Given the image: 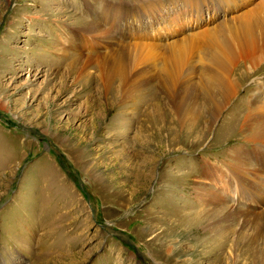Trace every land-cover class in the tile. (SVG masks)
Instances as JSON below:
<instances>
[{
	"label": "rangeland",
	"instance_id": "374dc122",
	"mask_svg": "<svg viewBox=\"0 0 264 264\" xmlns=\"http://www.w3.org/2000/svg\"><path fill=\"white\" fill-rule=\"evenodd\" d=\"M105 1L121 0H0V264H264V219L257 243L248 220L243 230L236 220L208 231L200 220L210 206L193 193L211 183L205 168H222L238 146L245 90L264 84V59L236 67L243 88L212 120L196 56L205 43L189 50L198 53L178 67L174 89L159 78L169 41L190 33L176 20L184 7L161 0V19L137 9L140 22L121 15L130 21L95 47L68 45L100 21ZM210 17L202 12L199 30ZM116 52L127 88L118 74L102 78L99 57ZM175 90L195 111L187 119L176 114Z\"/></svg>",
	"mask_w": 264,
	"mask_h": 264
},
{
	"label": "bare ground",
	"instance_id": "6f19581e",
	"mask_svg": "<svg viewBox=\"0 0 264 264\" xmlns=\"http://www.w3.org/2000/svg\"><path fill=\"white\" fill-rule=\"evenodd\" d=\"M169 1L168 10L178 7L176 12L183 14L182 7H184L187 11L185 15L179 16L176 20L179 21L180 18L184 17L186 19L185 26L189 28L190 33H183L184 38L179 39V37L174 41H169L165 48L168 60H164L165 62L160 66L161 72L160 77H158L161 79L162 84L174 89L178 67L185 64L184 61L190 58L189 53H198L189 50L198 43H205V50L203 48L198 53L201 55L196 54L198 62L203 65L201 68L202 73L200 72L202 78L199 77V82L202 85L199 86L206 95L207 103H212L209 113L213 120L219 115V108V113H221L223 111L221 109L233 98L232 96L237 95L243 88V86L238 85V78L235 82L234 72L237 69L236 67L245 63L254 68L264 59V0H181V6L180 2H177L178 0ZM141 2L127 3L121 0L119 3H113L105 1L103 4L105 12L99 15L100 21H97V18L93 19L86 27L80 28L78 32L82 34L78 36L75 34V37H71L68 45L77 44L76 46H78V43L82 41V43H86L85 45H90L91 48L95 47L97 44L96 37L110 39L107 34L113 32L115 26L120 24L117 23L118 21H130L121 15L128 13L131 21H134V17H136V20L140 22L139 18L137 19V9L141 12L147 11L143 14L148 13L153 17L160 16L161 19L163 13H161L160 7L166 6L163 1L155 0L145 8H142ZM123 7L126 9L124 12ZM204 10L210 12L211 17L208 21H205L210 23L206 26L202 25L204 28L199 30L200 18ZM155 11L156 13H154ZM153 20L157 22L156 18ZM129 23L126 22V26H132L133 22ZM108 41L104 43L109 46ZM68 48L69 46L65 49ZM99 58L103 63L102 78L104 81L118 74L123 77L124 88L132 86L129 85L127 62L122 67L117 52L105 54V56ZM87 63V61H83V64ZM258 72L260 73V70L249 74V77ZM245 91L251 93L248 94L247 111L240 119L241 136L238 139L239 142L236 143L238 146L228 149L230 153L227 155V159L221 163L222 168L219 166V168L213 169L215 166L212 164L210 168H205L203 171L204 179L211 183L199 182L198 186L193 189V193L197 201L201 199L204 204L210 206L209 216L200 220L203 223L202 228L208 231H215L216 229L219 231V226H222L225 222L233 225L237 220V225L241 223L238 227H241L248 220L253 229L251 237L253 242L257 243V238L260 237L263 231V224L259 223L264 219V213L261 210L264 206V84L260 86L252 83ZM215 94L220 96L221 99L215 100ZM172 95L176 114H179L183 119H187L190 116L189 114H195V111H191L192 109H186L189 103H183V100L187 98L186 92L184 95V91L175 90L172 91ZM213 122L206 121V126L210 127ZM224 164L227 165V168ZM217 184H219V187ZM227 185L231 186L229 189L234 188L232 200L237 203L232 201L229 204L226 197L227 193L222 194L228 191L231 193L229 189L222 191L223 188H227ZM244 228L245 226L242 227V230Z\"/></svg>",
	"mask_w": 264,
	"mask_h": 264
},
{
	"label": "water",
	"instance_id": "95a60500",
	"mask_svg": "<svg viewBox=\"0 0 264 264\" xmlns=\"http://www.w3.org/2000/svg\"><path fill=\"white\" fill-rule=\"evenodd\" d=\"M32 130V129H31ZM33 131V130H32Z\"/></svg>",
	"mask_w": 264,
	"mask_h": 264
}]
</instances>
